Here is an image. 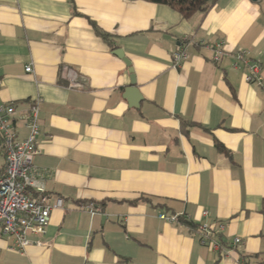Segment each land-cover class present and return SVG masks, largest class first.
<instances>
[{
	"label": "crops",
	"instance_id": "crops-1",
	"mask_svg": "<svg viewBox=\"0 0 264 264\" xmlns=\"http://www.w3.org/2000/svg\"><path fill=\"white\" fill-rule=\"evenodd\" d=\"M89 20L131 63L140 99L124 98L128 68ZM238 50L248 62L234 69ZM250 63L264 78V0L188 19L143 0H0V108L13 106L21 141L42 99L33 178L62 201L44 247L18 253L0 230V264H264V93L244 81ZM159 212L222 226L228 247L209 251Z\"/></svg>",
	"mask_w": 264,
	"mask_h": 264
},
{
	"label": "built area",
	"instance_id": "built-area-1",
	"mask_svg": "<svg viewBox=\"0 0 264 264\" xmlns=\"http://www.w3.org/2000/svg\"><path fill=\"white\" fill-rule=\"evenodd\" d=\"M214 63L220 61L224 55L221 45L212 48ZM187 57L185 49H179L172 55V66L178 67ZM235 62L233 68L236 69L240 63L247 64V52L238 50L234 54ZM247 74L244 81L249 85L257 86L264 93V78L260 73V64L250 63L247 65ZM25 72H31V67L27 66ZM1 86V82H0ZM68 88L82 90V85L72 78ZM42 99L36 97L32 100L28 114L23 118L24 127L27 129V136L19 141L14 132V122L11 116L14 108L9 105L0 108V151L4 153V166L0 171V230L1 233L13 240L12 250L23 253L26 247L34 245L44 247L46 243L42 238L45 235L46 227L49 223L50 213L54 209L62 206V201L56 199L52 204L48 202V196L41 186L33 178L35 173L33 160L39 153L36 138L39 133L38 114ZM91 216L97 214L99 209L93 203H86L79 206ZM205 215L206 212H203ZM185 214L158 213V219L168 224L177 225V219ZM190 220V219H189ZM222 226L215 230L214 226L200 224L197 227L199 243L208 248L209 251L221 254L224 248L218 241V235L222 234ZM34 238V240H31ZM240 238H234L232 245L241 244Z\"/></svg>",
	"mask_w": 264,
	"mask_h": 264
},
{
	"label": "trees",
	"instance_id": "trees-1",
	"mask_svg": "<svg viewBox=\"0 0 264 264\" xmlns=\"http://www.w3.org/2000/svg\"><path fill=\"white\" fill-rule=\"evenodd\" d=\"M135 1V0H130ZM146 2L165 5L171 8L172 10L176 11L183 19H188L196 12H203L205 13L208 11L218 0H143ZM75 12V9H74ZM76 14V13H75ZM89 23L94 30L95 34L101 38L104 42H106L112 50L115 49V46L110 41V35L102 31L100 28L96 26V24L89 20ZM189 126L194 124L189 123ZM3 139L0 138V142L2 143ZM216 148L220 153H226V150L219 144L216 143ZM173 212H170L172 214ZM264 213V209L262 210ZM178 225H182L186 227L190 232L196 234L197 227L200 224H194L191 220L186 219L185 216H180L177 219ZM218 241L222 248L228 247L227 243L223 239L222 234L218 235Z\"/></svg>",
	"mask_w": 264,
	"mask_h": 264
},
{
	"label": "water",
	"instance_id": "water-1",
	"mask_svg": "<svg viewBox=\"0 0 264 264\" xmlns=\"http://www.w3.org/2000/svg\"><path fill=\"white\" fill-rule=\"evenodd\" d=\"M252 1H256V0H252ZM113 54L118 57L120 60L123 61V63L126 65V67L128 68V72L130 74V86L128 88L125 89V95L124 98L129 100L130 95H134L136 100L139 98L140 99V95L138 94V90L135 86V80H134V75H133V70L131 67V63L129 62V60L127 58H125L123 52L120 49H116L113 51ZM129 105H131L129 103ZM132 107H137V103L134 102L132 104Z\"/></svg>",
	"mask_w": 264,
	"mask_h": 264
}]
</instances>
